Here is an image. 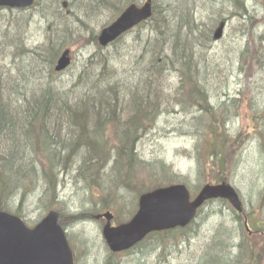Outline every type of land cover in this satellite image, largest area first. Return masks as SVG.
<instances>
[{"label":"trees","instance_id":"obj_1","mask_svg":"<svg viewBox=\"0 0 264 264\" xmlns=\"http://www.w3.org/2000/svg\"><path fill=\"white\" fill-rule=\"evenodd\" d=\"M71 1L67 4L63 0H36L34 7L38 15L42 19L47 18L51 28L47 30V43L37 49L25 46L20 35L23 29L15 21H10L4 31L6 50L2 53L6 56L0 61V211L10 212V198L15 194L12 199L14 203L19 200V205L13 214L21 217L27 192L40 182L44 183L41 198L44 209L49 212L57 210L59 174L76 171L86 187L94 184L97 190L102 189L106 200L92 206L87 214H68L67 218L82 222L85 215L95 218L105 211L115 210L118 203L133 206L128 209L131 219L142 194L171 184L186 183V179L178 176L167 163H147L138 153L139 141L149 131L146 124L155 123L161 115V107L170 102L187 104L191 108L183 110L186 118L182 126L196 128L192 134L187 133L196 140L193 159L198 176L218 170L215 182H223V173L230 169L235 152L228 164L224 151L232 141L224 134L227 124H221L222 114L213 105L210 85V79L215 78L219 71L211 58L215 56L213 37L222 22L228 23L232 17L242 15L248 17L251 11L245 1L224 0L226 6L235 10L229 12L231 17L225 18L217 9L219 0H205L207 6L217 10L208 21L199 16L201 0H154L152 19L137 28L141 35L135 40L140 53L135 82H125L115 68L121 58L123 49L120 45L125 37L108 49L100 50L99 35L92 31L85 46L94 44L99 49L81 65L79 76L82 77L79 80L60 85L54 75L55 66L67 48V42L75 36L74 27L65 22L66 12L76 8ZM76 1H80L83 12L71 11L70 16L74 15L85 26L86 20L105 12L110 16L109 25L126 7L141 2ZM256 1L262 6L264 15V0ZM24 12L27 11H19L18 14ZM218 13L220 17H216ZM30 23L31 18H26L23 27ZM14 28L16 32L13 34ZM254 31L252 29L251 33ZM253 41L259 45L258 52L262 50L264 39L253 37ZM111 49L115 55L111 54ZM27 58L36 63L37 68L40 65L47 67L50 79L44 76L34 84L33 81L12 78L16 61L21 65ZM8 60H12L11 66L7 63L9 68L5 64ZM211 63L214 64L212 69L207 66ZM174 69L179 72L180 81L172 92L170 81L174 78ZM226 87L230 89L228 85ZM188 116L192 118L188 119ZM62 134L71 135V142L60 144ZM131 195L134 201L129 200ZM57 211L60 224L66 228L64 212ZM241 227L246 232L244 222H241ZM190 228L177 231L185 232ZM255 230L256 235L264 233L261 225H256ZM243 235L248 241L252 240L248 234ZM160 236L153 234L148 239ZM243 247L239 245V251L234 253L233 236L220 229L207 249V257L200 264H261L255 244L250 245L247 251ZM107 264H113V261Z\"/></svg>","mask_w":264,"mask_h":264},{"label":"rangeland","instance_id":"obj_2","mask_svg":"<svg viewBox=\"0 0 264 264\" xmlns=\"http://www.w3.org/2000/svg\"><path fill=\"white\" fill-rule=\"evenodd\" d=\"M70 1L63 0V3L68 4ZM72 1L76 8L66 12L65 20L75 29L73 30L75 36L73 40L67 42L65 49L71 51L72 66L61 75L54 72L60 85L74 83L77 78L79 80L82 77L79 76L81 65L97 49L94 45L85 46L88 40L87 36L92 31L99 35L104 26L110 22L109 13L105 12L94 19L86 20L87 26L80 24L74 15L70 16V12H83L81 3L76 0ZM244 1L248 10L251 11L248 14V18L251 17V19H244V15H242V17H232L229 20L224 38L214 45L215 56L211 58L219 71L216 72V77L213 75L215 78L210 79L211 91L214 96L213 104L222 111V113L220 112L222 114L221 124L222 126L227 124V131L224 134L229 136L232 141L226 152L224 151V157L228 164L232 161L235 152L230 169L227 173L224 172L222 177L240 195L244 213L238 215L225 201L210 202L200 211L198 219L192 227L185 232L177 230L175 234L165 232L158 238L148 239L135 251L113 254L103 237L106 221L95 220L94 217L89 218L88 215L84 216L82 222L67 218L68 214H87V210L92 206L106 200L103 190H97L94 184L91 186L88 184L86 187L76 171L59 174L56 186L59 202L57 210L63 211V216L66 217L63 223L66 225L65 229L74 253L75 264H107L110 260L113 261V264H200L207 257V249L213 244L214 237L220 229L233 236L234 253L239 251V245L244 246L243 249L247 251L250 249V245L255 244L262 259L261 264H264V233L259 236L256 235L255 230L256 225H261L264 228V67H260V63L264 65V62L259 58L264 48L258 52L259 45L257 42L255 44L250 34L254 29L256 38L264 39V15L258 1ZM217 9L225 18L231 17L229 12L235 11L232 6H226L224 0L218 1ZM216 12L217 10L206 5L205 0H201L199 16L209 21V16L213 17ZM18 13L19 11L8 9L0 11V61H3L6 56L2 53V50H6L3 36L10 21L12 23L15 21L16 25L19 24L23 29L22 32L20 31V35L28 48L37 49L47 43L49 28L47 18L42 19L35 7L24 14ZM29 17L31 23L25 28L23 21ZM216 17H220V14L218 13ZM15 32L14 28L13 34ZM139 35L141 33L136 29L126 35L120 45L123 51H121V58L115 68L127 83L136 81L137 61L140 53L135 40ZM113 49H111V54L115 55ZM11 62L12 60L5 62L7 68H9L8 64L11 66ZM18 64L16 61L14 69L16 71L12 78H22L24 81L27 80L26 82L33 81L34 84L38 83L39 78L47 77L50 71L41 65L37 68L38 65L28 58L21 65ZM211 64L210 66L207 64V66L212 69L214 64ZM170 83L173 86L171 91L174 92L178 79L171 78ZM219 98L220 100H218ZM180 113H182L181 109L174 106L167 110L166 114L162 115L157 122L151 125L146 124L149 131L143 138L144 140L142 139V143L139 144L138 153L140 158L147 163L154 164L163 161L171 166L178 176L186 179V183L180 184L186 185L192 197L195 198L204 186L222 182H215L218 170L211 173L209 171L201 177L198 176L197 164L193 159L197 144L192 135H189L196 128L182 126L186 113ZM191 118L192 116H188V119ZM216 125L219 126L218 129L221 128L219 123ZM152 169L156 171L155 168L152 167ZM43 189L44 183L40 182L36 188L27 192L26 200L23 201L20 218L30 228L38 224L49 213L44 209L45 204L41 201ZM14 196L12 195V198ZM12 198H10V212L14 213L19 205V200L15 201V204ZM129 200L134 201L133 195ZM135 207L134 215L138 211V201ZM130 208L133 206L127 207L125 204L117 203L115 210L105 212H111L114 215L112 225L118 227L130 221V213H128ZM241 222H244L245 225L248 222L252 232H243ZM243 234H248L252 240L248 241Z\"/></svg>","mask_w":264,"mask_h":264},{"label":"water","instance_id":"obj_3","mask_svg":"<svg viewBox=\"0 0 264 264\" xmlns=\"http://www.w3.org/2000/svg\"><path fill=\"white\" fill-rule=\"evenodd\" d=\"M35 0H0V8L25 10ZM153 16V0L143 6L131 5L110 26L102 30L99 43L108 47ZM225 23L215 33V41L223 38ZM72 63L71 53L65 51L58 60L56 72L65 71ZM224 199L242 213L243 204L236 190L227 182L207 185L192 200L188 188L174 185L143 194L139 209L127 224L112 226L113 215L104 214L103 237L113 253L129 251L150 234L188 227L206 202ZM66 231L59 223V213L50 212L35 228L14 215L0 212V264H75Z\"/></svg>","mask_w":264,"mask_h":264},{"label":"bare ground","instance_id":"obj_4","mask_svg":"<svg viewBox=\"0 0 264 264\" xmlns=\"http://www.w3.org/2000/svg\"><path fill=\"white\" fill-rule=\"evenodd\" d=\"M145 2V1H144ZM143 2V0H141V2H139V3H144ZM244 19H250V18H248V17H246V18H244ZM250 34H251V36L252 37H255L256 38V33L254 32V34H252L251 32H250ZM213 39H214V41H215V35H214V37H213ZM215 42H217V41H215ZM94 45V44H93ZM94 46H96V45H94ZM98 47L100 48V50H104V49H108L109 47H103V46H101V44L99 43V40H98ZM97 46H96V51L99 49ZM263 48H264V46H263ZM95 51V52H96ZM263 50H262V52H261V54H260V56H259V58L261 59V60H263V62H264V54H263ZM261 67H264V65L261 63ZM173 71H175L174 73H172V76H174V78H177L178 79V83H177V86L179 85V81H180V79H179V72L177 71V69H174ZM50 72V71H49ZM177 72V73H176ZM45 78H48V79H50V74L49 75H47V77H45ZM47 80V79H46ZM170 85H171V87H173L172 86V84L170 83ZM177 88V87H176ZM176 90V89H175ZM224 95V94H223ZM192 105H194V104H192ZM214 105V104H213ZM174 106H177V107H179L180 109H181V112L182 113H180V114H184L185 112H183V110L184 109H186V110H188V109H191L187 104H183V103H179V102H170L169 103V105H164V106H162L161 107V115L158 117V119L157 120H159L161 117H162V115H164V114H166V110L167 109H170V108H172V107H174ZM215 106V105H214ZM217 112L218 113H222V111H220V110H217ZM220 113V114H221ZM157 120H156V122H157ZM70 129H72V128H70ZM138 136H140V137H142L141 135H138ZM70 137H71V135H66V134H62L61 135V137H60V141H61V143L60 144H62V143H69V142H71L70 141ZM144 140V139H143ZM143 140H141V141H139L140 142V144L142 143V141ZM112 143H114V142H112Z\"/></svg>","mask_w":264,"mask_h":264}]
</instances>
